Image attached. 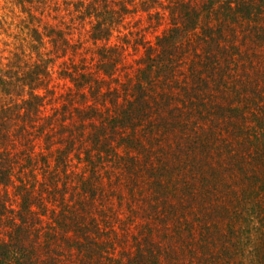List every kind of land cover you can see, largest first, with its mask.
<instances>
[{
    "label": "trees",
    "instance_id": "1",
    "mask_svg": "<svg viewBox=\"0 0 264 264\" xmlns=\"http://www.w3.org/2000/svg\"><path fill=\"white\" fill-rule=\"evenodd\" d=\"M2 1L0 8L13 11L21 22L19 45L6 55L0 50V264H71L67 259L73 251L59 253L61 239L91 260L101 256L105 264H151L149 240L143 243L148 251L138 243L126 258L104 253L116 240L109 231L99 240L100 215L91 207L106 196L96 171L104 160L121 175L109 184L118 182L117 191L125 187L160 219L184 212L185 195L191 201L198 197V210L211 220L260 217L264 53L240 47L226 31L254 25L253 6L259 0H59L56 12L62 20L51 25L44 18L51 0ZM63 4L79 5L82 15L93 17L94 41L109 37L129 13H148L155 21L165 17L169 24L153 41L143 42L140 66L122 80L125 55L109 43L99 46L100 56L91 65L63 61L58 78L69 91L53 104L40 88L49 90L43 72L71 44L74 25L67 23ZM102 85L106 90L99 91ZM82 137L92 146L80 159L87 170L75 173L81 187L65 197L62 188L73 178L74 141ZM172 197L179 202L172 204ZM74 201L81 212L73 209ZM216 220L219 264H250L249 255L260 249L245 247L244 227L218 226ZM107 226L113 232L114 225ZM217 238L204 241L202 264H210L206 252L214 257Z\"/></svg>",
    "mask_w": 264,
    "mask_h": 264
},
{
    "label": "rangeland",
    "instance_id": "2",
    "mask_svg": "<svg viewBox=\"0 0 264 264\" xmlns=\"http://www.w3.org/2000/svg\"><path fill=\"white\" fill-rule=\"evenodd\" d=\"M58 2L59 0H51L50 2H47V5L45 6L47 11L44 18L49 21L46 22L48 25L55 23V21L58 23L62 20L58 18V13L56 12L58 5L55 3ZM3 4V1L0 0V6ZM62 7H64L62 13H64L67 23H70V26L74 25L73 32L69 33L71 44L67 46L64 52L57 54L58 56L55 58L54 62L51 65L49 64L46 66V69L43 72L44 75L47 71L46 78L48 81L46 85L49 90L44 91V87V89L40 88L41 93H46V98L54 100L53 104H59V95L69 91L67 83H63L65 81L58 78L59 70L62 67L63 61H75V63L86 62L91 65L95 60L97 61L100 56L98 55L99 46L109 43L113 49H116V52H122V54L125 55L123 61L121 60L122 64L119 69L120 80H122L124 79L123 75H133L140 66L142 59L141 56L144 52L143 42L148 43V41H153L155 36L166 29L169 24L168 19L165 17L155 21V18L149 17L148 13H129L113 25L109 37L101 41H94L91 37L93 17L82 15V12L79 11V5L77 7L72 4L69 6L63 4ZM253 7L252 16L257 15L258 18L255 20L257 22H255L254 25H233L232 28H227L226 31L228 33L231 32L229 38L237 41V43L240 44V47H248L249 50H255L257 53H264V0H259L257 5ZM4 12L9 13L5 18L2 17V13ZM0 18V50L3 49L2 53L3 55H6L9 53L8 51L10 49L18 46L20 43L18 36V32H20L18 26L20 19L13 11H8L3 8H0ZM5 42L6 44H4ZM113 49L111 55L113 54ZM116 52L115 54H117ZM44 81L46 80L44 79ZM102 88L103 89L99 91L106 90L103 85ZM118 93L120 92H117V94ZM102 107L103 106L100 105V108ZM50 109V106H48L46 111L49 112ZM88 140V137H82L80 138V142L74 141L77 148L72 149V153H80V155L77 157L74 154L70 161L71 166L69 173H71L70 177L73 178L70 184L68 181L65 187L62 188L65 197H68V191L71 192L75 186L81 187V179L77 177L76 174L87 170V168L83 169L86 167L85 161H80V159L84 156L85 152L92 148V146H89L90 142H88ZM77 150H80L81 152H77ZM92 156L94 160L96 159L97 163L100 161L98 153H95ZM104 161L106 164H101L96 171H99L101 174L103 183L100 187L104 186L106 196L98 198L96 204L91 206L93 208L95 207L94 210L100 215L98 219H100L99 221L102 226L100 234L98 235V238H100L99 240L102 241V239L107 237V231L110 232V237L113 236V239L116 240V244H113L112 246L107 245L108 250L104 253H110L111 256L121 255L126 258L128 254L137 249L136 247L138 246V243L144 252L148 251L143 247V243L145 240H149L151 243L150 247H152L149 249H151L154 254V260L151 264H202V255L205 251V247L202 245L204 241L206 243L207 239L211 236L212 238H217L216 234L219 229L216 227V230L213 232V222L217 219L216 224L218 226L223 227L225 223H231L232 225H241L244 227L247 236H249V239L247 240L244 238L245 247L252 248L253 251L260 249L259 254L253 252L249 255V263L264 264V211L260 212V217L256 216L253 219L250 217V220L246 221L240 219L233 222L230 217H220L211 220L198 210L197 203L200 205L198 197L191 201L190 198L187 199V195H185V198L182 199V204L185 207L184 212H180L169 221H167V219H160L162 218L161 215L152 213L148 214V212L151 211L147 205L141 204L140 198L132 199L128 196L125 187L118 188V192L115 189L118 182L109 184V180H112L115 176L121 177V175L118 167L113 165V162L108 161L107 163L106 160ZM108 166L109 168H107ZM59 184L63 186L60 181ZM109 188L114 189L115 192L111 193ZM62 190L59 188L57 189V197H59V193ZM194 197H196V195H194ZM171 201L172 204L179 202L175 197H172ZM73 203V209L81 212L79 211L80 205L75 201ZM50 205H52L51 207L55 206V204L49 203V207ZM94 213L97 215L96 212ZM43 218L44 222H46V218L48 217L43 216ZM162 220H164L166 224L162 225ZM108 222L114 225L113 232L110 230L109 226L105 227ZM148 226L151 227V230L147 228ZM207 227L210 234L205 236ZM223 233H227L226 235L231 236L229 231L225 230V227L223 228ZM67 235L71 237L70 232H68ZM61 242L62 247L58 248L59 253H63L64 250L66 252L73 251L72 255L67 259L69 263L105 264V261L101 256H97V259L91 260L86 253L78 251L75 248L76 246L72 250L65 240L61 239ZM216 242L217 246H214V249H216L214 257L212 255L210 258L206 252L210 264L220 263V259L216 256L220 245L219 238H217ZM223 243L230 247L228 244H225L224 240ZM100 247L106 249L104 248L106 246H102V244Z\"/></svg>",
    "mask_w": 264,
    "mask_h": 264
}]
</instances>
